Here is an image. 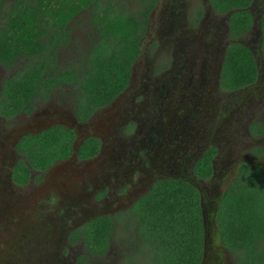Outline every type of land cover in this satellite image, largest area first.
I'll use <instances>...</instances> for the list:
<instances>
[{
	"label": "flooded vegetation",
	"instance_id": "af4514ba",
	"mask_svg": "<svg viewBox=\"0 0 264 264\" xmlns=\"http://www.w3.org/2000/svg\"><path fill=\"white\" fill-rule=\"evenodd\" d=\"M113 1L139 23L128 86L86 120L76 114L80 92L72 83L33 100L31 114H0V264H147L133 232L132 240L112 241L98 255L86 246L83 230L99 217L130 213L161 181L187 182L200 194L202 264H235L219 238L217 215L245 164L264 171V0H252L246 8L251 24L234 36L233 12L217 14L209 0H157L148 18L138 0ZM5 19L0 16V28ZM102 27L88 12L65 27L70 40L61 45L62 69L93 53ZM46 29L51 35V27ZM234 43L251 51L257 78L227 89L224 63ZM15 67L0 63V112ZM56 126L74 132L72 154L43 170L30 166L18 151L20 142ZM90 139L100 140L99 151L81 158ZM208 156L212 174L205 178L196 168ZM20 161L29 166L24 184L14 179Z\"/></svg>",
	"mask_w": 264,
	"mask_h": 264
},
{
	"label": "trees",
	"instance_id": "16d2710c",
	"mask_svg": "<svg viewBox=\"0 0 264 264\" xmlns=\"http://www.w3.org/2000/svg\"><path fill=\"white\" fill-rule=\"evenodd\" d=\"M156 1L138 0L141 9L147 8L143 14L147 18ZM113 2L15 0L7 4V0H0V16L6 15L0 28V63L8 69L16 66V74L4 84L0 114L8 119L21 111L31 114L35 109L33 100L48 99L50 92L63 83L79 87L76 114L80 120L110 104L129 84L140 36L135 17L117 11L119 2ZM209 2L217 14L233 12L232 36L250 26L252 19L246 8L252 0ZM86 12L103 25L102 35L92 48L93 53L83 54L77 66L62 69L61 45L70 40L65 27ZM46 26L53 30L51 35ZM256 78L251 51L241 44H231L223 70L225 87L249 85ZM74 139V132L56 126L38 135H27L18 151L30 166L43 170L68 158ZM99 145L98 139L88 140L80 157L95 156ZM196 173L205 178L211 176V157L198 164ZM29 176V166L20 161L14 170L15 181L24 184ZM127 224L132 226L128 228ZM217 224L219 238L232 252L235 264H264V171L260 166L245 164L240 169L220 202ZM83 232L85 244L93 254L107 251L112 241L121 244V239L133 232L138 248L148 254L147 264H202L205 236L201 197L187 182L161 181L130 213L99 217L88 223Z\"/></svg>",
	"mask_w": 264,
	"mask_h": 264
},
{
	"label": "water",
	"instance_id": "95a60500",
	"mask_svg": "<svg viewBox=\"0 0 264 264\" xmlns=\"http://www.w3.org/2000/svg\"><path fill=\"white\" fill-rule=\"evenodd\" d=\"M38 129L40 131H42L41 128H39V126H38ZM22 137H23V135L17 136L16 139H15L16 143L19 142ZM15 141H14V143H15ZM78 151H79V147L78 148L75 147V149H74L75 155H77Z\"/></svg>",
	"mask_w": 264,
	"mask_h": 264
},
{
	"label": "rangeland",
	"instance_id": "374dc122",
	"mask_svg": "<svg viewBox=\"0 0 264 264\" xmlns=\"http://www.w3.org/2000/svg\"><path fill=\"white\" fill-rule=\"evenodd\" d=\"M83 27H85V25H84V23H83ZM86 30V29H85ZM79 32V31H78ZM4 219V215L3 216H1V220H3ZM124 238H130V236L128 235V236H124ZM114 257V256H113ZM116 263V262H115ZM115 263H112V262H109V264H115ZM116 264H121V263H116ZM138 264H141V261H140V263H138Z\"/></svg>",
	"mask_w": 264,
	"mask_h": 264
}]
</instances>
